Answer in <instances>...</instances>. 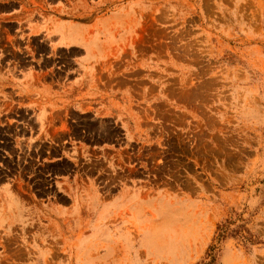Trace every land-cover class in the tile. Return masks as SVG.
Masks as SVG:
<instances>
[{
  "label": "rangeland",
  "instance_id": "rangeland-1",
  "mask_svg": "<svg viewBox=\"0 0 264 264\" xmlns=\"http://www.w3.org/2000/svg\"><path fill=\"white\" fill-rule=\"evenodd\" d=\"M0 264H264V0H0Z\"/></svg>",
  "mask_w": 264,
  "mask_h": 264
},
{
  "label": "crops",
  "instance_id": "crops-1",
  "mask_svg": "<svg viewBox=\"0 0 264 264\" xmlns=\"http://www.w3.org/2000/svg\"><path fill=\"white\" fill-rule=\"evenodd\" d=\"M110 16H104L103 20H92L90 22H76L71 19H62L56 21L54 28L59 30L57 34L56 45L59 49L69 50H84L89 45L94 37H90V30L94 26L100 27L101 24L111 21ZM73 29L78 31V35L75 34ZM92 43V42H91ZM28 75V74H27Z\"/></svg>",
  "mask_w": 264,
  "mask_h": 264
}]
</instances>
